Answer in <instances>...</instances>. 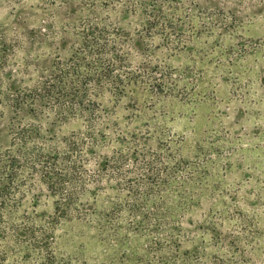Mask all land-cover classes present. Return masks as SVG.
<instances>
[{
  "label": "rangeland",
  "instance_id": "1",
  "mask_svg": "<svg viewBox=\"0 0 264 264\" xmlns=\"http://www.w3.org/2000/svg\"><path fill=\"white\" fill-rule=\"evenodd\" d=\"M95 23L149 85L17 119ZM14 122L83 163L10 196L0 264H264V0H0V153Z\"/></svg>",
  "mask_w": 264,
  "mask_h": 264
},
{
  "label": "trees",
  "instance_id": "2",
  "mask_svg": "<svg viewBox=\"0 0 264 264\" xmlns=\"http://www.w3.org/2000/svg\"><path fill=\"white\" fill-rule=\"evenodd\" d=\"M99 23L84 30L81 43L66 60L59 59L44 70L43 79L25 95L9 98L11 111L21 119L24 112L48 106L63 114L96 113L97 99L102 93L124 97L149 85L141 70H133L130 59L123 54L122 44ZM131 71V72H130ZM8 102V101H7ZM36 112V111H35ZM10 145L0 153V229H10L3 214L10 208V196L20 192L28 182L32 186L40 181L54 193L73 194V183L83 161L71 145L65 152H51L36 146L40 128L36 124L13 123ZM68 202V209L72 208ZM0 218V219H1ZM1 231V230H0Z\"/></svg>",
  "mask_w": 264,
  "mask_h": 264
}]
</instances>
